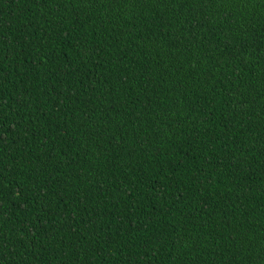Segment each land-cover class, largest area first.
<instances>
[{
    "label": "trees",
    "instance_id": "trees-1",
    "mask_svg": "<svg viewBox=\"0 0 264 264\" xmlns=\"http://www.w3.org/2000/svg\"><path fill=\"white\" fill-rule=\"evenodd\" d=\"M0 264H264V0H0Z\"/></svg>",
    "mask_w": 264,
    "mask_h": 264
}]
</instances>
